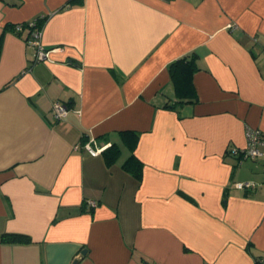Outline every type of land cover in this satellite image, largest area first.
<instances>
[{"label":"crops","instance_id":"obj_1","mask_svg":"<svg viewBox=\"0 0 264 264\" xmlns=\"http://www.w3.org/2000/svg\"><path fill=\"white\" fill-rule=\"evenodd\" d=\"M39 15L36 61L10 25ZM0 36V264H264V156L233 153L264 138V0H0ZM191 54L180 97L168 66Z\"/></svg>","mask_w":264,"mask_h":264},{"label":"trees","instance_id":"obj_2","mask_svg":"<svg viewBox=\"0 0 264 264\" xmlns=\"http://www.w3.org/2000/svg\"><path fill=\"white\" fill-rule=\"evenodd\" d=\"M39 19L37 25H42L46 19ZM14 24L10 25L11 30H13ZM14 31V30H13ZM15 32V31H14ZM28 32V31H27ZM21 33V32H15ZM29 33V32H28ZM2 37L0 36V46H1ZM198 69L196 62V55L191 54L183 56L177 60H173L169 66L168 70L172 78L173 84L175 85L177 95L180 97H186L187 93L192 94L193 88L190 80L191 74ZM121 144L126 146L129 149V155L121 163V167L131 175H133L137 180H141L143 163L139 158L134 154V149L137 143L138 135L133 131H123L121 132ZM121 144L117 141L111 142L106 148L101 151L103 159L107 166L114 164L121 153ZM238 159V157H237ZM2 242H22L27 243L30 241V238L23 234L15 233H6L1 236Z\"/></svg>","mask_w":264,"mask_h":264},{"label":"built area","instance_id":"obj_3","mask_svg":"<svg viewBox=\"0 0 264 264\" xmlns=\"http://www.w3.org/2000/svg\"><path fill=\"white\" fill-rule=\"evenodd\" d=\"M45 15H39L33 19L26 22L15 23L13 30L15 32H22L27 30L28 37H26V42L35 49V60H44L48 57L49 50L46 49L41 43L42 35V25H37L39 19L44 18ZM47 17V16H46ZM70 111V107L63 101L55 100L51 105L52 116L59 120L67 115ZM78 112V110H76ZM245 146L243 148H236L233 153L238 157V161L241 162L242 159L246 158H257L264 156V151L261 147L264 146V138H262L261 130L257 128L248 127L245 130ZM109 144H103L98 146L95 140H88L82 144L85 151L91 156H96L101 153V151L106 148ZM234 186L239 189L253 188L255 186L254 182L251 181H239L235 182ZM91 206H95L93 200H88L87 202Z\"/></svg>","mask_w":264,"mask_h":264},{"label":"water","instance_id":"obj_4","mask_svg":"<svg viewBox=\"0 0 264 264\" xmlns=\"http://www.w3.org/2000/svg\"><path fill=\"white\" fill-rule=\"evenodd\" d=\"M82 253H85V250H83ZM71 264H77V260H73Z\"/></svg>","mask_w":264,"mask_h":264}]
</instances>
